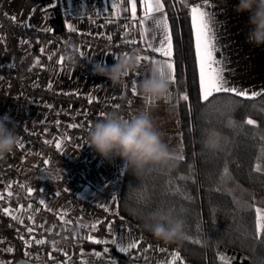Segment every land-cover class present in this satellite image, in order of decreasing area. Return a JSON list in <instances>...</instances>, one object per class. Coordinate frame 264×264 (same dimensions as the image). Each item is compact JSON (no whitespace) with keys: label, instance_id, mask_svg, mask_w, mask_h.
Listing matches in <instances>:
<instances>
[{"label":"trees","instance_id":"trees-1","mask_svg":"<svg viewBox=\"0 0 264 264\" xmlns=\"http://www.w3.org/2000/svg\"><path fill=\"white\" fill-rule=\"evenodd\" d=\"M163 1L172 23L178 95L189 96L188 101L180 99L178 107L183 160L172 171L153 167L139 178L125 167L118 209L131 225L153 239L146 226L149 213L170 210L181 217L185 221L184 235L189 239L170 246H175L190 264H223L220 254L230 258L231 264H264V234L256 235L255 208L238 209L233 202L236 197L258 207L254 197L257 193L261 196L258 204L264 209V171H255L257 163L264 164V158L258 159L264 147V95L248 99L219 93L207 102L201 101L190 6L185 0ZM61 10L59 5L54 6L49 17L56 31L65 28ZM248 118L256 120L257 127L229 126V119L240 124ZM213 133L219 137L215 150L205 147ZM226 161L230 177L221 183ZM189 165L194 166L191 173ZM64 171L62 165L56 164L38 167L31 176L58 179ZM189 175L192 179H180ZM26 188L28 183L24 182L13 202H40V197L29 195Z\"/></svg>","mask_w":264,"mask_h":264},{"label":"crops","instance_id":"crops-1","mask_svg":"<svg viewBox=\"0 0 264 264\" xmlns=\"http://www.w3.org/2000/svg\"><path fill=\"white\" fill-rule=\"evenodd\" d=\"M113 2L117 5L116 9L112 7ZM135 2L137 9L134 21L131 19V0H0V7L8 15L15 17V20L24 23V25L44 30L53 28L48 14L54 6L59 5L63 12L67 14L64 25L68 29L71 26L72 29L78 31L106 37L111 29L119 28L124 38H130L133 33L137 32L143 47L141 57L146 56L150 59L140 61L144 73L137 80L136 94L131 101L130 110L132 117L138 112L148 109L160 129L163 130V126L166 124H179L180 129L178 108L180 96L178 95L176 83H173L171 103L168 105L157 104L145 98L139 91V81L148 74V67L152 64L151 60L163 62L165 58L147 49V42L153 35L156 37L154 43L158 46L159 40L162 39V32L155 28L152 20H148L145 22L144 27L148 28L149 32L145 37L141 36L143 29L141 28L140 20L143 18V0H135ZM237 2L238 0H208L212 7L206 8V10L214 14V29L218 37V46L220 47L217 58L219 59L222 56L226 67L230 70L225 73L229 86L248 89L249 93L261 91L264 90V45L254 46L247 42L246 37L250 27L248 17L247 14H238L234 10ZM162 3L164 4L163 0ZM199 5L204 7L205 1L199 3ZM125 9H128V11H124ZM165 11L172 32V23L167 9ZM161 15V13L154 14L157 18ZM17 45V49L12 50L9 48L8 52H6L4 59L6 64L12 63L14 52L24 57L30 48L24 42ZM72 47L71 51H67L56 40L52 38L46 39L42 48L47 54V60L36 59L39 64L35 62L33 70L26 77H29L34 83L51 85V88L54 89L81 91L89 95V97L94 96L101 100L115 97L121 92L124 84L113 86L106 77L94 75L93 71L85 72L83 68L88 63L92 64L93 67L97 63L105 67L111 66L115 63V59H119L124 55L123 52L111 53L106 50L95 49L90 45H75ZM173 60L176 70L174 54ZM197 70L199 71V69ZM4 89V84L1 83L0 96L3 95ZM33 106L36 109V119L49 114L52 120L57 121L55 129L47 131V136L51 138L54 144L60 143L61 150H64L74 159L80 160V158L88 154L87 144L80 137H67L63 125L68 120L85 117L78 107L65 104H56L50 107L43 103H33ZM103 117L100 115L87 116L92 123ZM167 137L165 136V139ZM22 151L23 149L19 150V154L15 157L26 163L28 156ZM53 165H56V163L51 164L50 167ZM22 167H24L25 174L31 176L33 173L31 164H22ZM125 167L124 161L119 157H114L111 162L103 160L102 164L91 171L86 176V179L83 180L81 186H79L81 195L85 199L103 204L106 207L117 204V192L120 188L119 184L121 183L122 172H124ZM39 199V201L43 200L44 203L30 201L25 205L24 212L32 217L34 221L50 228L67 227L66 224L68 223L64 221H67L66 214L70 207V202L59 197L46 195H41ZM61 214H64L63 221L59 218ZM90 218L89 215H85L84 219L88 220L86 222H91ZM86 235L80 236L78 243L86 261L107 263L123 254L114 245L96 244L88 241L85 238ZM114 235L117 241L123 236L125 245L133 239L140 241L142 238L133 225L118 227ZM105 247L109 248L108 253L103 252ZM176 251L180 253L183 264H190L175 246H170L166 243H149L146 246H142L136 255L134 264H170L171 254ZM95 252H100L102 255L96 257L93 254ZM52 259H50L48 253L40 263L53 262L54 260ZM176 264H181V262L177 261Z\"/></svg>","mask_w":264,"mask_h":264},{"label":"built area","instance_id":"built-area-1","mask_svg":"<svg viewBox=\"0 0 264 264\" xmlns=\"http://www.w3.org/2000/svg\"><path fill=\"white\" fill-rule=\"evenodd\" d=\"M185 1L191 8L205 0ZM60 13L65 21L67 14L63 10ZM52 14L49 12L48 16L50 17ZM11 17L0 7V84H4L5 87L3 95L0 96V119L8 118L12 122L9 127L15 124L23 147H16L13 153L0 159V194L4 196V199H0V254H2L0 261L16 264L20 258H26L32 260L34 264H41V260L49 253L54 261L46 264H65V262L67 264H82V262L83 264H112L113 260L116 261V264H134L136 255L142 246L149 243L165 242L148 237L133 226L142 238L138 247L132 249L130 254H121L107 263L86 261L78 244L80 236L87 234V237L91 234L96 239L110 241L115 239L114 234L118 227L132 225L120 214L118 203L106 207L85 199L79 191V186L86 176L98 168L104 160L87 144L88 130L93 124L87 116H105L116 111L123 118L132 117L130 109L131 101L135 95L133 88L136 90L137 80L144 73L140 61L136 70L125 78L121 92L107 100H101L94 96L89 97L81 91L54 89L46 84L34 83L26 76L33 70L36 59L47 60L46 52L41 49H43L45 40L49 38L62 44L64 50L67 51H71L72 46L75 45H90L95 49L111 53L123 52L124 55L137 52L139 56L143 54L141 40L137 32L133 33L130 38H124L119 28L111 29L110 33L104 37L89 32L72 31L66 27L61 31H56L53 28L44 30L24 25ZM108 36H111V40L107 38ZM131 40H135L136 43H128ZM23 42L30 47L27 54L22 57L14 52L12 63L6 64L4 59L9 48L15 50L18 48L17 44ZM93 68V65L88 63L83 70L89 73V71H93ZM172 90L173 83H171L170 98L154 102L170 104ZM33 103H43L50 107L56 104L78 107L85 117L68 120L63 125L67 137H80L87 144L88 154L79 160L72 158L64 150H58L56 144L47 136V131L54 130L57 121L52 120L49 114L36 119V109ZM22 149V152L28 156L26 163L15 157ZM54 163L62 165L65 169L64 174L58 179H35L32 176H27L24 167H22V164H31L34 173L38 167H50ZM24 182L28 183L26 189H32V194H37L39 197L46 195L69 201L70 207L66 219L71 223L66 224L67 227L58 229L50 228L36 221L33 223V219L30 220V216L23 210L26 204L13 202V196ZM8 191H11V197L7 196ZM117 195L119 197V190ZM3 208L11 209L12 214L17 216L18 220H13L11 216L5 215ZM85 215L91 217V222H86L88 220L84 219ZM97 221L102 223H99L97 229L93 231L92 224ZM109 223L112 225V233L108 231ZM29 227L34 228L32 233L27 231ZM21 236L24 237V240L20 239ZM40 239L45 240L46 243L36 244L35 240ZM25 240H31V247H25ZM9 247L13 249L12 252L6 251Z\"/></svg>","mask_w":264,"mask_h":264},{"label":"clouds","instance_id":"clouds-1","mask_svg":"<svg viewBox=\"0 0 264 264\" xmlns=\"http://www.w3.org/2000/svg\"><path fill=\"white\" fill-rule=\"evenodd\" d=\"M238 14H247L249 31L246 40L254 46L264 45V0H238L234 6ZM139 54L131 52L115 59L105 67L97 63L94 75L106 77L113 86L123 85L125 78L136 70ZM166 65L157 60L148 67V74L139 81L141 94L152 101L170 98L171 82L166 75ZM8 118L0 119V159L13 153L20 143L15 124ZM87 144L104 160L121 158L127 169L137 178L153 167L174 170L180 156L165 141L151 111L144 109L131 118H123L116 111L94 121L87 134ZM147 230L165 243H178L184 237L185 221L170 210H156L146 217Z\"/></svg>","mask_w":264,"mask_h":264},{"label":"snow or ice","instance_id":"snow-or-ice-1","mask_svg":"<svg viewBox=\"0 0 264 264\" xmlns=\"http://www.w3.org/2000/svg\"><path fill=\"white\" fill-rule=\"evenodd\" d=\"M112 7L114 9L117 8V5L115 2H113ZM212 7L208 3V0H205V6L202 7L201 5L197 4L195 6H192L190 8V16H191V30L192 35L194 39V48H195V58L196 63L198 65L199 69V98L201 101H209L210 97H213L214 94L219 93H231L235 96L244 97L248 99H253L258 96L264 95V90L261 91H252L249 93L248 89H240L235 86H229V81L226 78L225 73L230 71L224 62V58L221 56V58H217V53L220 51V47L218 46V37L216 34V31L214 29V14L210 11H207L206 8ZM130 9H131V19L134 21L136 19V9L137 5L135 0H131L130 3ZM124 11H128V9H125ZM155 13H161L162 15L158 18L154 16ZM11 19L15 20V17H11ZM152 20L155 28L159 29L162 32V39L159 40L158 46L155 45L156 37L155 35L152 36L150 40L147 42V49L151 50L154 53H158L161 57H164L163 63L166 65L167 72L162 73V75H166L167 78L171 83L176 82V76H175V62L173 60V54H174V46H173V36L171 29L169 27L168 23V16L165 11V5L162 3V0H143V18L140 20V25L143 31L141 32V36L145 37L147 33L149 32L148 28L144 27V24L146 21ZM70 30L75 31V29H72L71 26H69ZM109 40H111V36L107 37ZM128 43H136L135 40L128 41ZM43 51V49H41ZM51 59V57H49ZM149 57H138V60H149ZM156 60H151V63H155ZM37 64H39V61H36ZM51 87V85H49ZM133 94H136L135 88H133ZM180 99L183 101H188L189 96L185 93L183 94ZM91 102V101H90ZM229 126L233 128H242L244 124L251 125L254 127H257V121L253 120L251 118L246 119L240 124H237L235 121L229 119ZM219 137L213 133L209 137L208 141L205 144L206 148L215 150L219 147ZM45 143H48V141H45ZM20 147H23L22 143H19ZM56 148L59 150L61 149V144L56 143ZM264 158V147L260 149V157L258 159ZM180 159L183 160V156H180ZM45 163H48V161H45ZM190 173L194 171V166L189 165ZM256 172L264 171V169L261 168V165L257 163L255 166ZM230 177V173L228 171V164L227 161L225 162L223 173L221 174L220 182L224 183L227 178ZM181 180H189L192 179L191 175L189 176H181ZM194 182V180H193ZM23 187V186H22ZM219 190V189H217ZM177 193H180L183 195L180 191V189L175 190ZM230 194V190H226ZM29 195L32 194V189H28ZM7 196L11 197L12 193L11 191L7 192ZM0 199H4L3 194H0ZM233 202L237 205V208H244V209H251L255 208V231L257 237L264 234V209L260 207H255L254 205H250L247 202H242L241 200L237 199L236 197H233ZM41 204L44 203L43 200L40 201ZM30 207V206H29ZM105 211H108V209H105ZM3 213L7 216H11L13 220H18V217L12 214V210L9 208H3ZM59 218L63 221L64 220V214H61ZM30 220H32V217H29ZM65 223H71L70 221H64ZM22 223V221H21ZM34 223V220H33ZM99 223H102L101 221H97L92 224V229L95 231L97 229V225ZM29 233H32L34 231L33 227H29L27 229ZM108 231L109 233L113 232L112 225L108 224ZM88 241L96 244H109L111 243L116 247V249L123 254H130L132 249H135L138 247L139 241H136L133 239L130 243L125 245L123 243V236L120 237V240L117 241V239L112 240H99L93 237L91 234H89L87 237H85ZM184 239H189L188 236L184 235ZM20 239L24 240V237L21 236ZM196 243H200L199 240L195 241ZM35 243L38 245H43L46 243L45 240H35ZM25 247H31V240H25ZM8 252H12L13 249L9 247L6 249ZM104 253L109 252V248L105 247L103 249ZM96 257H100L102 254L100 252L93 253ZM25 255L27 256L28 253L26 252ZM65 255H67L65 253ZM50 259L51 254H49ZM220 261L223 262V264H231V259L224 256L223 254L219 255ZM177 261H180L181 264H183L181 255L178 251L173 252L171 254V262L170 264H176ZM0 264H11V262H3L0 261ZM67 264V262H65ZM83 264V262H82ZM112 264H116V261L113 260Z\"/></svg>","mask_w":264,"mask_h":264},{"label":"rangeland","instance_id":"rangeland-1","mask_svg":"<svg viewBox=\"0 0 264 264\" xmlns=\"http://www.w3.org/2000/svg\"><path fill=\"white\" fill-rule=\"evenodd\" d=\"M164 129L162 130L165 134V136H168L165 141L166 143H168V145L170 146V148H172L173 150H175L178 155H181V150H180V133H179V124H166L165 126H163ZM259 164L261 165V168H264V164L259 162ZM255 200H256V204L258 205V207L262 208L258 203H260V198L261 196L259 194H254Z\"/></svg>","mask_w":264,"mask_h":264},{"label":"water","instance_id":"water-1","mask_svg":"<svg viewBox=\"0 0 264 264\" xmlns=\"http://www.w3.org/2000/svg\"><path fill=\"white\" fill-rule=\"evenodd\" d=\"M16 264H34V262L26 258H20Z\"/></svg>","mask_w":264,"mask_h":264}]
</instances>
